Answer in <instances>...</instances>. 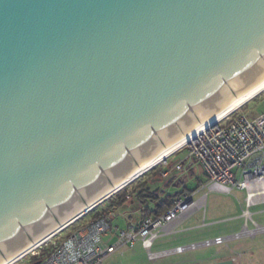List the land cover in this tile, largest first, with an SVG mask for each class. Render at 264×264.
<instances>
[{
    "label": "water",
    "instance_id": "95a60500",
    "mask_svg": "<svg viewBox=\"0 0 264 264\" xmlns=\"http://www.w3.org/2000/svg\"><path fill=\"white\" fill-rule=\"evenodd\" d=\"M263 78L264 0H0V260Z\"/></svg>",
    "mask_w": 264,
    "mask_h": 264
},
{
    "label": "built area",
    "instance_id": "2783aa9c",
    "mask_svg": "<svg viewBox=\"0 0 264 264\" xmlns=\"http://www.w3.org/2000/svg\"><path fill=\"white\" fill-rule=\"evenodd\" d=\"M179 150H184L187 157H194L201 163L207 176L205 187L208 190L229 192L232 187L246 189L242 215L254 227L244 225L230 237L254 236L256 232H264V225L253 220L250 210L255 202L264 203V115L250 119L244 113L234 111ZM180 167V164L177 165V169ZM235 168L239 169L238 178ZM204 198L205 195H202L194 199L189 193L176 196L166 211L145 215L137 224L117 229L110 244L104 241V236L110 229L115 212L112 208L108 209L90 217L58 241H52L43 253H32L22 264H34L36 261L37 264H101L109 254L124 247L131 248L138 242L145 249L147 258L154 261L187 249L223 243L227 237L217 236L188 245L152 250L153 242L165 227L201 205Z\"/></svg>",
    "mask_w": 264,
    "mask_h": 264
},
{
    "label": "crops",
    "instance_id": "0c3cea01",
    "mask_svg": "<svg viewBox=\"0 0 264 264\" xmlns=\"http://www.w3.org/2000/svg\"><path fill=\"white\" fill-rule=\"evenodd\" d=\"M258 97H264V92L253 99ZM241 113H244L243 108ZM261 115L263 114L254 115L250 119ZM160 162L161 164L151 168L153 171L147 173L149 171L147 170L145 172L147 174L141 175L144 179L140 183L135 182L121 193H116L117 195H113L103 207L94 211L93 215L96 212L100 214L108 209H114L115 215L106 235L108 236L114 227V236L112 238L111 235L110 239L104 241L112 243L117 229L137 224L145 215H154L164 211L176 196L184 193H189L194 199L202 195H205V198L201 205L187 212L180 219L169 223L153 242L152 250L159 251L217 236L227 237L226 241L220 244L199 246L190 249L191 251L187 249L181 253L159 257L154 261L147 258L145 249L138 242L131 248L124 247L119 252L109 254L101 264H139L138 258L141 257H145L143 261L148 262L144 264L154 262H157L156 264H209L224 259H231L234 264H264V232H256L254 236L230 237L239 232L244 225L248 228L254 227L253 223L250 220L246 221L242 215V209L246 203V189L232 187L229 192L212 190L224 196L225 200L218 203L216 209L208 215L205 209L207 193H204L207 188L205 187L207 176L201 163L194 157H187L184 150L175 151ZM179 164L181 167L177 169ZM163 172L166 174L164 175ZM239 193L242 198L238 196ZM250 210L253 220L264 225V203L255 202ZM212 246L214 250L210 249ZM167 257L171 258L162 259Z\"/></svg>",
    "mask_w": 264,
    "mask_h": 264
},
{
    "label": "bare ground",
    "instance_id": "6f19581e",
    "mask_svg": "<svg viewBox=\"0 0 264 264\" xmlns=\"http://www.w3.org/2000/svg\"><path fill=\"white\" fill-rule=\"evenodd\" d=\"M263 89H264V78L261 79L249 92L245 93L244 95L240 97L234 98L225 107L215 112L211 116L198 121L190 129H188L185 133H183L180 137H178L171 143L167 144L166 146L156 151L149 158H147L143 163H141L137 168L131 171L128 176H126L125 178L121 179L116 184H114L101 198L81 208L75 216L77 217L82 213L86 214L87 212L94 209L97 205L101 203L103 199H106L107 197L111 196L112 194H114L115 192L119 191L124 186H126L125 184L130 179H132L134 176L158 164L164 158H166L167 156H169L170 154H172L173 152H175L176 150H178L185 144L191 142L198 135L206 131L209 127H211L212 125H214L221 119L225 118L227 115L231 114L232 112L236 111V109H238L241 105H243L245 102H247L249 99H251L253 96H255L257 93H259ZM73 218L74 216L69 219L64 220L63 223L61 222L57 225L54 224V227H51L52 228L51 230L49 229L47 233H44L41 236L29 241L26 244V246L23 249H21L18 253H15L13 255H10L8 257H4L3 259H1L0 264H12L18 259H21V257L23 258V256H26V254H30L31 251L33 252L34 249L36 250L38 246L40 247L42 243L46 242L49 238L53 237L56 233L61 231L63 227L73 223L74 222Z\"/></svg>",
    "mask_w": 264,
    "mask_h": 264
},
{
    "label": "rangeland",
    "instance_id": "374dc122",
    "mask_svg": "<svg viewBox=\"0 0 264 264\" xmlns=\"http://www.w3.org/2000/svg\"><path fill=\"white\" fill-rule=\"evenodd\" d=\"M263 92H264V90L261 91L260 93H258L257 95H259V94H261ZM256 96H254L253 98H255ZM252 99H250L251 101L249 100L250 102L248 101L247 103H245L242 106H240L238 109H236V111L241 112V110L243 108L245 115L248 116L249 118L252 117V116H254V115H258V114H263L264 115V97H258V98L253 99V100ZM159 164H161V162H159L158 165ZM151 171H153V170L152 169L151 170L149 169V171L147 173H150ZM234 172H235L236 178H238L239 177V169L238 168L237 169L235 168L234 169ZM147 173H145V174H147ZM143 179H144V176H140L137 179H135L134 181H132L130 184H127L122 189H120L119 191L115 192L114 194H112L111 196H109L107 199H105L103 202H101L99 205H97L92 211L87 212L81 218H79L78 220L74 221L73 223H71L70 225H68L63 230H61L58 233H56L53 237L49 238L46 242L42 243V245H40V247L38 246L36 250L34 249V251L33 252L31 251V252L32 253H34V252L35 253L36 252L43 253L45 251L44 249L45 248H48L51 245V242L52 241H58L59 239H61L62 237H64L66 234L70 233L72 230H74L75 228L79 227L80 225H82L83 223H85L88 219H90V217L93 215L94 211L97 210L100 207H103V205H105V203L107 201H109V199L113 195H115L116 193L117 194L121 193L122 190L128 188L130 185H132L135 182L136 183H140ZM234 192L236 193V191H234ZM204 193H207L205 209L207 210L208 215H209V213H211L212 211H214L216 209V205L218 203H221V201L225 200V197L222 196L221 194H219L218 192H215V191H212V190L211 191H208L207 188L204 191ZM238 196H240L242 198V196H241L240 193L238 194ZM240 197H238V199L241 201V198ZM113 234H114V227H113L111 233L108 236H106L104 238V240L105 239L106 240L110 239L111 238V235H112V238H113V236H114ZM188 244L189 243H186V244H183V245H188ZM206 249L208 250L209 248H206ZM210 249L211 250H214V247L212 246V247H210ZM198 251H201V250H198ZM31 252H30V254H26V256H23V258L21 257V259H18L17 261H15L12 264H22L24 262V260L28 259L32 255ZM193 252L195 253V251H193ZM146 255H147V253H146ZM144 258L145 257L138 258L139 264L148 263L147 261H143ZM170 258L171 257L162 258V259L163 260H168ZM156 263L157 262H154V263H151V264H156Z\"/></svg>",
    "mask_w": 264,
    "mask_h": 264
},
{
    "label": "trees",
    "instance_id": "16d2710c",
    "mask_svg": "<svg viewBox=\"0 0 264 264\" xmlns=\"http://www.w3.org/2000/svg\"><path fill=\"white\" fill-rule=\"evenodd\" d=\"M151 199H152V197H150ZM169 207L171 206V203H170V205H168ZM168 207V208H169ZM168 208H166V209H164V211H166ZM164 211H162V212H164ZM162 212H159V213H156V214H160V213H162ZM96 215H98V213L96 212L93 216H96Z\"/></svg>",
    "mask_w": 264,
    "mask_h": 264
}]
</instances>
